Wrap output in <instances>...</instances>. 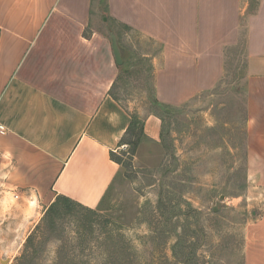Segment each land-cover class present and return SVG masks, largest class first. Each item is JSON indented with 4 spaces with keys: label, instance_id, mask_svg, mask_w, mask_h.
<instances>
[{
    "label": "crops",
    "instance_id": "crops-1",
    "mask_svg": "<svg viewBox=\"0 0 264 264\" xmlns=\"http://www.w3.org/2000/svg\"><path fill=\"white\" fill-rule=\"evenodd\" d=\"M103 4L111 19L162 45L154 57L156 85L170 103L214 87L227 49L245 35L250 163L256 195L264 197V0ZM101 6V0H0V193L20 199L22 211L59 195L98 208L120 172L111 153L124 145L132 116L113 93L120 66L111 36L90 28ZM160 125L148 115L145 136L158 140ZM249 233L246 264H264V213Z\"/></svg>",
    "mask_w": 264,
    "mask_h": 264
},
{
    "label": "rangeland",
    "instance_id": "rangeland-1",
    "mask_svg": "<svg viewBox=\"0 0 264 264\" xmlns=\"http://www.w3.org/2000/svg\"><path fill=\"white\" fill-rule=\"evenodd\" d=\"M101 2L90 28L116 34L123 59L113 93L140 124L156 114L160 137L117 151L121 169L98 208L57 196L22 211L0 193V264H246L264 197L250 163L245 35L227 49L214 87L170 103L156 85L162 45L111 19Z\"/></svg>",
    "mask_w": 264,
    "mask_h": 264
},
{
    "label": "trees",
    "instance_id": "trees-1",
    "mask_svg": "<svg viewBox=\"0 0 264 264\" xmlns=\"http://www.w3.org/2000/svg\"><path fill=\"white\" fill-rule=\"evenodd\" d=\"M133 137L134 139H128V137ZM145 136V132H144V125L140 124L139 120L136 119V117L132 116V122L129 126V128L127 129L126 133L124 134V136L121 139V145L123 144H127V145H131L133 151L136 149L137 145L139 144V142L141 141V138ZM111 157L114 161H116L119 164H122V161L120 159V157L118 156L117 152H112L111 153ZM60 200H65V201H73L72 199L66 197V196H62L59 195L57 197V201L59 202ZM75 202V201H73ZM77 203V202H76ZM79 204V203H77ZM81 205V204H79ZM83 206V205H81ZM85 207V206H83Z\"/></svg>",
    "mask_w": 264,
    "mask_h": 264
},
{
    "label": "water",
    "instance_id": "water-1",
    "mask_svg": "<svg viewBox=\"0 0 264 264\" xmlns=\"http://www.w3.org/2000/svg\"><path fill=\"white\" fill-rule=\"evenodd\" d=\"M110 36H111V40H112V48L114 51L116 61L119 65H122L123 59H122L121 51H120L119 44L117 41V36L113 32H110Z\"/></svg>",
    "mask_w": 264,
    "mask_h": 264
},
{
    "label": "built area",
    "instance_id": "built-area-1",
    "mask_svg": "<svg viewBox=\"0 0 264 264\" xmlns=\"http://www.w3.org/2000/svg\"><path fill=\"white\" fill-rule=\"evenodd\" d=\"M0 132L1 133H4L5 132V127L4 126H2V125H0ZM1 152H0V157H1Z\"/></svg>",
    "mask_w": 264,
    "mask_h": 264
}]
</instances>
